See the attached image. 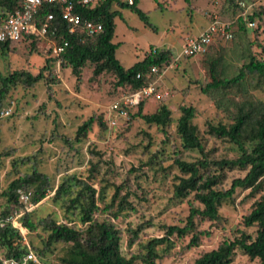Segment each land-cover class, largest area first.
Listing matches in <instances>:
<instances>
[{
  "label": "rangeland",
  "instance_id": "1",
  "mask_svg": "<svg viewBox=\"0 0 264 264\" xmlns=\"http://www.w3.org/2000/svg\"><path fill=\"white\" fill-rule=\"evenodd\" d=\"M130 1L121 0L122 3ZM237 1L246 5L252 3L248 0ZM236 5V1L231 0H138L137 8L145 13L152 28L130 10L114 6L121 16L114 20L112 42L118 44L115 56L123 68L128 69L144 58L152 47L171 48L173 51L172 67H167L169 70L162 79V89L168 91V96L163 101L153 103V108L143 113H154L155 107L166 105L172 112V119L176 121L180 116V106L193 107L195 118L192 123L198 128L205 154L212 160L234 159L240 152L227 139L210 136L207 125L232 123L230 116L241 105H264V77L246 76L237 89L206 95L201 88L207 82L208 64L215 57H220V67L226 76H230L238 73L243 63L247 62L248 54L264 61V14L260 20L262 25L259 19L253 21L258 28H249L243 33H238L234 28L231 41L225 44L218 41L217 47L208 53L181 57L179 61L175 58L185 38L196 34L194 24L208 21L211 13L233 22L240 14ZM255 6L246 12L243 10L246 23L250 22L248 15L264 11V0ZM46 59L45 43L37 42L34 50L28 41L10 45L5 55L0 53V75L7 77L14 71H27L35 76ZM93 69V65L87 63L78 81L69 68L54 63L51 76L28 89L22 85L10 87L2 97L0 213L5 209L6 200L2 193L8 184L17 178L18 173L30 175L36 170L47 178V195L34 204L31 221L37 223L51 218L61 224L82 227L76 217L65 212L62 201L56 200L54 196L62 180L73 176L96 189V197L101 192L105 200L97 202L99 211L96 220L111 222L123 231L121 252L128 257L130 253L140 251L137 244L127 247L128 227L135 229L144 224L145 229L140 233L144 240L161 237L164 235L162 225H185L191 203L202 209V205L194 199V194L183 201L172 197L177 178L183 176L174 160L194 162L201 155L181 147L175 123L168 126L165 134L156 125H148L142 119L133 117H128L115 128L106 127L107 107L121 87L116 86L117 80L113 74L103 73L94 77ZM47 75L45 73V77ZM5 111H9V115L1 116V112ZM89 118L95 122L87 135L77 140L78 128ZM99 118L104 127L98 125ZM217 173H221L222 178L216 188L223 191L230 188L233 179L246 174L237 168ZM116 187H119V193L111 212L117 210L120 200H123L122 205L126 209L113 217L111 212L104 209L110 205ZM25 190L33 193L34 188H20L17 194ZM261 194H264V187ZM259 196L251 195L250 190L237 189L232 199L221 202L218 220L195 219L197 230L209 233L201 238L199 247H188L191 235L174 238L172 249L167 253L159 250L162 259L156 263L193 264L202 254L215 250L222 242L233 241L239 231L254 237L256 228L245 227L242 219ZM21 234L23 244L35 255L44 250V255L39 259L40 264H60L59 259L64 255L63 246L57 244L44 249L45 233L41 228L32 232L25 229ZM257 263L240 249H235L231 264Z\"/></svg>",
  "mask_w": 264,
  "mask_h": 264
},
{
  "label": "trees",
  "instance_id": "2",
  "mask_svg": "<svg viewBox=\"0 0 264 264\" xmlns=\"http://www.w3.org/2000/svg\"><path fill=\"white\" fill-rule=\"evenodd\" d=\"M231 1H236V6L240 10V14L232 22L233 35L234 28L238 33H243L249 29V22L246 23L242 16L243 10L239 6L240 1ZM248 1L253 2L254 0ZM137 2L138 0H131L130 3H122L121 0H97L93 7L77 8V12L84 19L99 22L102 25V32L94 36L68 34L58 11L51 7L43 8L42 15H45L47 11H52L55 14V23L59 25L58 36L69 43L66 53L59 57L61 67L69 68L71 74L78 81L81 71L87 63L93 65L94 77L103 73L113 74L117 80L116 86L121 87L115 97L124 92L141 89L154 77L153 68L163 72L171 65L172 53L170 50L152 47L141 61L128 69L123 68L115 56L118 44L112 42L115 33L114 20L121 16V13L118 9H114V6H118L119 9L130 10L146 26L151 27L145 13L137 8ZM17 8L18 0H0V10L12 12ZM262 14L264 11L260 10L247 17L250 22L259 19V24L262 25L260 23ZM209 22L210 18L208 24ZM258 27L257 25L256 28ZM37 42L40 41L33 39L29 42L32 50L36 49ZM13 44L17 43H0V53L5 55L9 51L10 45ZM216 44H219L218 41L213 42L206 53L216 48ZM246 59L247 62L243 63L236 75L226 76L223 68L219 65L220 57H215L208 64L207 82L201 88L202 92L206 95L213 92H230L237 89V85H240L246 76L264 77V61L255 59L251 54H248ZM56 60V58L50 57L47 51V59L37 75L33 76L27 71H14L7 77L0 75L2 83L0 104L2 97L10 87L22 85L28 89L40 80L51 76V70ZM45 73H48L46 77ZM147 102L143 101L136 110H129V117L140 118L148 125H156L164 134L168 126L175 123L176 135L181 142V147L187 151H197L201 155L194 162L174 160L175 166L183 176L177 178V183L173 186L172 197L178 201H183L194 194V199L202 205V209L191 203L185 225L182 227L162 225L164 235L161 237L144 240L140 237V233L145 229L144 224L138 225L135 229L128 227L127 247L131 248L137 244L140 251L130 253L126 257L121 252L123 231L111 222H98L96 220L99 211L97 202H104L105 200L101 192L96 197L97 191L90 184L70 176L64 178L58 185L54 196L56 200L62 201L65 212L76 217L82 227L76 228V226L68 223L61 224L51 218L34 223L30 219L31 210L26 212L20 220L22 230L26 229L28 232H32L41 228L45 233L44 249L61 244L64 248V255L59 259L60 264H157V260L162 259L159 250L167 253L174 246V238L181 239L191 235L188 247H199L201 238L208 236L209 233L198 231L195 219L218 220L221 202L232 199L237 189H243L250 190L251 195L260 194L253 203L251 210L242 219L245 227L256 228L255 236L252 237L239 231V235L235 236L233 241L222 242L215 250L202 254L193 264H231L236 248L240 249L250 260H257V264H264V194H261L264 187V105L262 103L241 105L231 114L232 123L228 125L209 123L207 125V132L210 136L217 139H227L236 145L240 152V155L234 159L212 160L205 154L198 128L192 123L195 118L193 107L180 106L178 108L180 116L174 121L171 117L172 112L166 105L155 107L154 113L144 114L143 111ZM94 122L93 118H89L78 128L77 140L87 135ZM98 125L104 127L101 118L98 119ZM236 168L246 172L244 177L233 179L228 190L223 191L216 188L221 183L222 178L221 173H217V171ZM30 187L34 188L31 201L33 204H37L47 195L46 176L37 173L36 170L30 175L18 173L17 178L12 180L2 193L6 202L5 209L0 213V220L19 209L17 191L20 188ZM118 193L119 187H116L110 205H106L104 211L111 212L112 204ZM122 203L123 200H120L117 210L111 212L113 217L126 209ZM22 240L20 230L10 225L0 228V264L12 260L19 263L26 260L25 264H35L26 259L29 252L33 251L27 248ZM43 251H39L38 255H35L34 252L33 254L39 260L44 255Z\"/></svg>",
  "mask_w": 264,
  "mask_h": 264
},
{
  "label": "built area",
  "instance_id": "3",
  "mask_svg": "<svg viewBox=\"0 0 264 264\" xmlns=\"http://www.w3.org/2000/svg\"><path fill=\"white\" fill-rule=\"evenodd\" d=\"M97 0H18V8L12 12L0 10V43H19L22 41H32L37 39L47 45L49 56L56 58V65L60 64L59 57L66 53L69 46L67 40L58 36L59 25L55 23L56 16L52 11H47L45 15L41 12L45 7L56 9L60 15L66 31L70 35L94 36L102 32L103 28L99 22L84 19L77 8L93 7ZM261 0H254L249 5L239 2V6L244 12L258 5ZM131 2V1H130ZM244 17V13L242 14ZM208 26L197 36L185 38L182 49L176 58L196 57L207 52L208 47L216 41L227 43L233 39L232 22L225 21L216 14L209 16ZM245 18V17H244ZM249 28H255L254 22L248 23ZM171 66V65H170ZM169 67V66H168ZM167 69V68H166ZM159 72L157 68L152 69L154 75L141 89L133 92H124L115 97L107 107L106 126L115 128L126 119L128 111L136 110L143 101L160 102L168 96V91L162 89V79L165 70ZM9 111L1 112V116H8ZM30 191L18 193L19 209L8 217L0 220V228L10 225L23 232L20 219L26 212L33 210L34 204L31 201ZM26 259L40 264L33 252H29ZM15 261H4L3 264H25Z\"/></svg>",
  "mask_w": 264,
  "mask_h": 264
},
{
  "label": "crops",
  "instance_id": "4",
  "mask_svg": "<svg viewBox=\"0 0 264 264\" xmlns=\"http://www.w3.org/2000/svg\"><path fill=\"white\" fill-rule=\"evenodd\" d=\"M207 24H208V21H206V20H204V21H200V23L199 24H194V26H193V29L195 30V35H193V36H197V35H199L206 27H207ZM192 33H194V31L192 32ZM181 44H182V41L180 40L179 41ZM173 45V44H172ZM182 46H183V44H182ZM158 48V47H157ZM158 49H162V48H158ZM164 49H167V50H171V53H172V55H173V51H172V49L171 48H164ZM117 51V50H116ZM178 57V56H177ZM176 57V58H177ZM176 58H175V60H176ZM143 59V58H142ZM141 59V60H142ZM141 60H139V61H141ZM138 61V62H139ZM176 61H179V59L178 60H176ZM137 63V62H136ZM135 64V63H134ZM133 64V65H134ZM132 65V66H133ZM172 67V65L171 66H169L168 68L170 69ZM166 69L165 70V74H164V77H165V75L167 74V72H168V70L169 69ZM163 77V78H164ZM153 103H155L154 101H148L147 103H146V105H145V109H144V111H146L147 109H150V108H153L152 107V105H153Z\"/></svg>",
  "mask_w": 264,
  "mask_h": 264
}]
</instances>
